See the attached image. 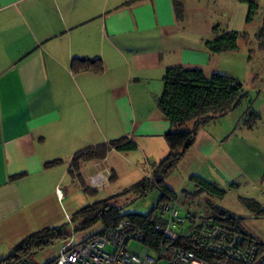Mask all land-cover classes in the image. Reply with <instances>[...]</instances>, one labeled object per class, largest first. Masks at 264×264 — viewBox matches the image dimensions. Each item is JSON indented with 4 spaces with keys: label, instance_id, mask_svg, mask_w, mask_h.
Instances as JSON below:
<instances>
[{
    "label": "crops",
    "instance_id": "0c3cea01",
    "mask_svg": "<svg viewBox=\"0 0 264 264\" xmlns=\"http://www.w3.org/2000/svg\"><path fill=\"white\" fill-rule=\"evenodd\" d=\"M132 1L0 0V260L46 228L67 225L75 242L102 229L79 237L72 217L132 188L170 152L171 123L157 105L166 70L222 73L230 53L206 47L214 17L196 25L185 16L188 0L185 20L173 0ZM246 14V6H235L225 29L243 32ZM228 133L200 129L164 181L178 198L195 191L194 176L229 191L225 185L241 172ZM121 138L136 149L108 150L71 169L77 153Z\"/></svg>",
    "mask_w": 264,
    "mask_h": 264
},
{
    "label": "trees",
    "instance_id": "16d2710c",
    "mask_svg": "<svg viewBox=\"0 0 264 264\" xmlns=\"http://www.w3.org/2000/svg\"><path fill=\"white\" fill-rule=\"evenodd\" d=\"M138 1L140 0H133L131 3ZM173 2L177 17L182 20L183 0H173ZM258 10L257 1L250 0L248 23L253 20ZM244 34V32L228 31L216 25L213 27L212 39L206 42V47L212 54L238 51V41ZM256 38L260 47L264 49V22ZM92 64L94 63L89 67ZM163 84V93L158 97L157 105L171 123V129L165 136L170 149L168 156L155 165L153 173L149 174L150 177L147 175L144 180L121 194L99 201L76 213L72 217V222L76 225L73 234L78 235L102 227L88 238L100 236L114 229L124 220H128L143 233L144 246L152 250H158L165 244L192 251L197 258L207 264H246L234 254V251L255 248L257 250L255 261L260 260L264 264V243L243 226L242 218L211 202V199H223L227 191L199 176L192 178L195 191L187 192L185 196L187 199L204 196L211 212L210 216L200 218L185 211L188 227L186 228L185 225L180 229V237L174 242L168 241L158 229L166 227L167 224V219L160 212L162 204L179 201L176 194L164 184L166 178L192 148L200 129L239 108L247 97L244 85L239 79L222 73H214L208 77L201 68L184 66L168 68ZM258 117L257 113H250L246 125L251 126ZM135 149L136 145L133 141L121 138L112 141L108 147L89 148L77 153L71 163V169L76 171L81 162L104 158L108 150L128 152ZM59 164L61 161L56 160L49 162L46 167ZM235 185L231 183V187ZM154 190L160 192V197L158 205L148 214H124L118 204V201L124 197L144 198ZM243 203L255 218L264 216V209L256 201L244 199ZM179 206L181 207L180 204ZM181 211L183 212L182 207ZM200 219L211 220V225L220 226L222 232L214 237L213 241L204 240L200 232H208L209 227L201 226L199 231L192 227V224ZM72 238L67 225L46 228L25 238L9 257L0 260V264H15L23 258L33 259L50 247L67 244Z\"/></svg>",
    "mask_w": 264,
    "mask_h": 264
},
{
    "label": "rangeland",
    "instance_id": "374dc122",
    "mask_svg": "<svg viewBox=\"0 0 264 264\" xmlns=\"http://www.w3.org/2000/svg\"><path fill=\"white\" fill-rule=\"evenodd\" d=\"M256 1L259 4V10L250 23L247 22L250 0H188L187 9L190 8V11L187 9L184 11L188 18L198 19L196 25H200L201 18H205L203 24H206L211 17H214L216 20L214 26L226 28L235 6L247 7L246 28L243 30L245 34L238 41L239 49L228 52L230 54L224 56L222 64L224 68L222 67L223 70L220 71L222 74L239 79L244 85L247 97L239 108L209 124L210 129L219 132L229 130L231 155L241 173L233 182L236 184L235 187L225 185L229 191L223 199H211V202L223 207L228 206L226 208H230L231 212L242 218L243 226L264 243V216L259 218L260 220L253 218V213L243 203L244 199L253 200L264 209V49L260 47L256 38L264 22V0ZM197 10L201 12L196 13ZM183 19L185 20V17ZM252 112L257 113L259 117L249 126L246 125V121H249V115ZM158 200L157 193L151 192L144 198L124 197L118 201V204L124 214H148L158 205ZM178 203L183 208L182 217H185V211L200 218L211 214L204 196L192 199L181 196ZM60 246L50 247L33 259L45 264V260L56 255ZM143 250L148 249L135 240L127 246V251L132 254L140 255ZM113 251L112 247L107 248V252ZM59 254L60 252L54 258ZM151 254L157 256L154 251ZM159 264H166V262L162 261ZM253 264L262 263L256 260Z\"/></svg>",
    "mask_w": 264,
    "mask_h": 264
},
{
    "label": "built area",
    "instance_id": "2783aa9c",
    "mask_svg": "<svg viewBox=\"0 0 264 264\" xmlns=\"http://www.w3.org/2000/svg\"><path fill=\"white\" fill-rule=\"evenodd\" d=\"M150 177V175H148ZM57 196L63 199V192L57 189ZM160 212L167 219L166 227L158 228L168 241H177L180 237V229L187 225L185 217L181 216V207L178 202L164 203ZM70 221V218H67ZM211 220H197L192 227L199 231V227L208 226V232H200L204 240H214L222 232L218 225L212 226ZM227 230V229H225ZM229 233V232H228ZM143 233L131 222L124 220L117 227L107 231L103 235L94 236L82 242H75L71 239L63 246L58 257L45 264H159L162 261L166 264H207L196 257L195 253L183 250L171 245H161L158 250H143L140 255L127 251L128 244L132 241H143ZM143 244V243H142ZM112 247L113 252H107ZM154 251L157 256L151 253ZM234 254L246 264L254 263L257 255L255 248H244L235 250ZM15 264H43L34 259L23 258Z\"/></svg>",
    "mask_w": 264,
    "mask_h": 264
}]
</instances>
